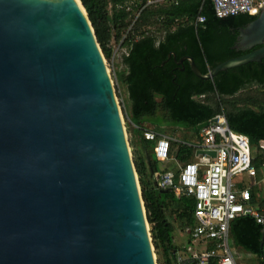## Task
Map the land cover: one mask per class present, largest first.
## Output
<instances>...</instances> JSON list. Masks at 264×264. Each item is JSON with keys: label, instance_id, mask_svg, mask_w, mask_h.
<instances>
[{"label": "water", "instance_id": "95a60500", "mask_svg": "<svg viewBox=\"0 0 264 264\" xmlns=\"http://www.w3.org/2000/svg\"><path fill=\"white\" fill-rule=\"evenodd\" d=\"M238 32L235 49L260 46L206 74L191 56L179 63L211 79L261 61L264 0ZM148 223L115 83L83 3L0 0V264H157Z\"/></svg>", "mask_w": 264, "mask_h": 264}, {"label": "trees", "instance_id": "16d2710c", "mask_svg": "<svg viewBox=\"0 0 264 264\" xmlns=\"http://www.w3.org/2000/svg\"><path fill=\"white\" fill-rule=\"evenodd\" d=\"M81 2L105 57H112L113 37L123 39L122 45L128 49L122 60L125 66L118 70L117 77L128 92V116L133 124H129L130 145L147 219L153 225V243L166 256L163 264H173L171 259L178 248L173 235L176 226L168 220L166 210H171L181 227L193 224L194 200L177 199L172 191L158 187L159 162L153 142L144 137L142 129L152 127L163 132L167 127L184 126L199 134V124L223 112L233 131L247 135L252 148L258 145L253 150V164L259 174L264 163V146L259 145L264 141V58L222 70L211 79L197 76L188 60L179 63L181 57L191 56L206 74L219 63L259 47L234 48L238 28L258 15L218 17L212 0H179L147 6L135 20L138 7L133 4L128 8L126 0ZM199 15L205 17L204 22H196ZM173 152L182 162L194 159V148L188 144L172 141ZM251 201L264 208V198H259L254 189ZM263 226L250 215L231 223L232 240L254 254L257 264H264L260 246Z\"/></svg>", "mask_w": 264, "mask_h": 264}, {"label": "built area", "instance_id": "2783aa9c", "mask_svg": "<svg viewBox=\"0 0 264 264\" xmlns=\"http://www.w3.org/2000/svg\"><path fill=\"white\" fill-rule=\"evenodd\" d=\"M179 0H126L128 8L135 4L136 18L147 6H158ZM218 17L241 13L259 15L263 0H212ZM199 15L197 22H204ZM119 41L122 55L127 47ZM114 51V50H113ZM113 53V57L115 56ZM144 137L155 142L153 152L161 164L171 159L172 141L177 139L154 128H143ZM179 142V140H178ZM195 159L178 164L175 170L156 173L158 187L172 191L177 198H193L194 223L181 229L189 237L187 244L174 250L176 264H237L231 248V223L250 215L264 224L260 207L251 203V187L239 186L237 178L255 177L253 148L247 135L233 131L225 113L214 116L197 136ZM215 151L213 156L210 152ZM264 174V163L262 169Z\"/></svg>", "mask_w": 264, "mask_h": 264}, {"label": "rangeland", "instance_id": "374dc122", "mask_svg": "<svg viewBox=\"0 0 264 264\" xmlns=\"http://www.w3.org/2000/svg\"><path fill=\"white\" fill-rule=\"evenodd\" d=\"M110 46H112V48L114 49L115 52V57H112L110 59L106 58L107 63L109 65L110 68V72L113 78V81L115 83V87H116V92H117V96L120 102V106H121V110H122V115H123V119H124V123L126 126V131H127V135H128V140L132 139V132L130 131L129 128V124H131L130 118H129V114H128V92L127 89L125 87L124 84H122L121 82H119L118 77H117V72L118 70H120L122 67V49L121 46L119 45V41L117 39H115L114 37L112 38L111 42H110ZM113 51V53H114ZM250 89H248L247 91H249ZM157 120V119H156ZM133 125V124H131ZM152 128V127H150ZM162 132V131H161ZM165 134H169L170 136H174L177 138V140H179V142L183 143V144H188V145H192L196 143V139L194 138L195 132L187 127L184 126H178L175 129L171 128V127H167L163 129V132ZM264 142H262V144L260 143L259 145L263 146ZM153 146H155V142H153ZM258 145L253 146V150L255 148H257ZM131 151L133 153L134 149L131 146ZM134 155V154H133ZM162 165H164V167L167 168H173L174 167V161H166L164 163H161ZM161 165V167H162ZM166 215L167 218L170 222L174 223L176 228L174 230V243L176 245V247H181L182 244H187L189 237L186 235L185 232L182 231V227L179 225L178 221L175 220V215L171 212V210H166ZM149 226V230H150V234L152 237V241H153V234H152V229H153V225L148 223ZM154 245V243H153ZM231 248L232 251L237 259L238 264H257V259L255 260H251V262L249 261V258L246 254H243V252H247L245 251V249H239L237 246H235L234 242L231 240ZM154 252H155V257H156V261L157 264H163L166 261V256L165 254L162 252L161 248H156L154 245ZM246 255V256H245ZM173 264L175 263V259L174 257H172L171 259Z\"/></svg>", "mask_w": 264, "mask_h": 264}, {"label": "crops", "instance_id": "0c3cea01", "mask_svg": "<svg viewBox=\"0 0 264 264\" xmlns=\"http://www.w3.org/2000/svg\"><path fill=\"white\" fill-rule=\"evenodd\" d=\"M198 18V17H197ZM196 22H197V20H196ZM198 23V22H197ZM200 23H202V22H200ZM122 60H123V55H122ZM122 67H124L125 65H124V63L122 62ZM202 129V128H201ZM169 135V134H168ZM170 136V135H169ZM197 136H198V134H196L195 133V135H194V138L197 140ZM171 137H173V138H175V139H177L176 137H174V136H171ZM176 141V140H175ZM176 142H178V140L176 141ZM262 142H264V141H262ZM262 142H261V144H262ZM263 146H264V144H263ZM176 152V151H175ZM175 152H173L172 153V156H171V159L170 160H167V161H174V167L173 168H167V167H164V165H162V164H160L159 163V166H160V168H159V171L160 170H167V169H171V170H176L177 171V169H178V164H183L184 162H182V161H180V160H178L176 157H175ZM194 159H195V157H193ZM166 162V161H165ZM162 163H164V162H162ZM161 165H162V167H161ZM237 181H238V184H239V186H250L251 187V189H254L255 190V193L259 196V198H264V174H263V171L261 170V172L258 174V172H257V175L255 176V177H248V176H246V175H243V176H239L238 178H237ZM157 184H158V182H157ZM176 197V196H175ZM177 198V197H176ZM177 199H179V198H177ZM181 199V198H180ZM251 203H252V201H251ZM253 205H255L256 207H259V203H252ZM262 209H264V208H262ZM231 240H232V238H231ZM233 241V240H232ZM234 242V241H233ZM235 244V243H234ZM235 246H237L239 249H241L242 247L241 246H238V245H236L235 244ZM242 249H244V248H242ZM246 251V250H245ZM234 254V253H233ZM243 254H246L247 256H248V258H249V261L251 262V260H255L256 261V256L254 255V254H252V253H250V252H243ZM245 255V256H246ZM235 256V255H234ZM174 257V256H173ZM236 258V257H235ZM236 262H237V259H236ZM237 264H238V262H237Z\"/></svg>", "mask_w": 264, "mask_h": 264}]
</instances>
